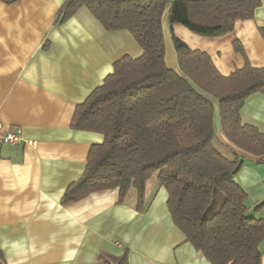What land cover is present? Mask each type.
<instances>
[{"label": "crops", "instance_id": "obj_1", "mask_svg": "<svg viewBox=\"0 0 264 264\" xmlns=\"http://www.w3.org/2000/svg\"><path fill=\"white\" fill-rule=\"evenodd\" d=\"M65 1L0 0V122L4 131L21 127L24 137L0 150V264H102L126 250L130 264H211L175 225L157 176L147 183L142 212L135 197L120 203L118 188L63 202L68 187L84 174L92 146L103 141L101 133L72 127L77 105L113 72L117 60L143 52L130 31L107 30L87 7L58 23ZM169 8L163 17L166 62L175 68ZM260 27L264 0L254 18L238 21L222 36L197 35L181 24L172 29L229 75L245 65L246 56L264 67ZM236 41L246 56L236 51ZM242 119L264 132V94L248 99ZM215 126L222 150L245 159L236 182L252 203L263 201L264 158L234 147L219 116ZM258 216L264 217V210ZM260 248L264 264V241Z\"/></svg>", "mask_w": 264, "mask_h": 264}, {"label": "trees", "instance_id": "obj_2", "mask_svg": "<svg viewBox=\"0 0 264 264\" xmlns=\"http://www.w3.org/2000/svg\"><path fill=\"white\" fill-rule=\"evenodd\" d=\"M13 3L18 0H4ZM262 0H66L57 22L87 7L109 31L127 29L143 52L124 55L114 70L75 109L72 127L103 135L90 150L82 177L66 190L63 202L118 188L120 203L132 189L136 210L146 204L148 181L157 174L168 192L167 206L186 241L211 264H262L264 200L252 203L235 176L245 159L216 145V116L237 149L264 158V132L245 123L248 99L264 94V67L236 51L246 63L229 75L205 51L192 49L172 29L181 24L197 35L218 37L240 20L252 19ZM169 8L177 67L166 62L163 17ZM264 38V27H260ZM0 252V262L3 261ZM102 264H130L129 251Z\"/></svg>", "mask_w": 264, "mask_h": 264}, {"label": "built area", "instance_id": "obj_3", "mask_svg": "<svg viewBox=\"0 0 264 264\" xmlns=\"http://www.w3.org/2000/svg\"><path fill=\"white\" fill-rule=\"evenodd\" d=\"M23 140L24 137L21 127L16 126L9 131H4V125L0 122V150L5 145L20 144Z\"/></svg>", "mask_w": 264, "mask_h": 264}, {"label": "rangeland", "instance_id": "obj_4", "mask_svg": "<svg viewBox=\"0 0 264 264\" xmlns=\"http://www.w3.org/2000/svg\"><path fill=\"white\" fill-rule=\"evenodd\" d=\"M217 116H219V115H217ZM216 145H217V147L219 148V150H221L222 152H225L227 155H229V152H227V150H225V149L222 150L223 147L219 146V145L217 144V141H216ZM156 176H157V174H155V175L151 178V181L149 182V184H151V183L155 180ZM129 197H130L131 199H134V197L137 199V197H136V191H135L134 189H132L131 192L129 193Z\"/></svg>", "mask_w": 264, "mask_h": 264}]
</instances>
